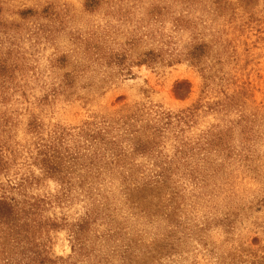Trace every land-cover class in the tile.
I'll return each instance as SVG.
<instances>
[{
  "label": "rangeland",
  "instance_id": "1",
  "mask_svg": "<svg viewBox=\"0 0 264 264\" xmlns=\"http://www.w3.org/2000/svg\"><path fill=\"white\" fill-rule=\"evenodd\" d=\"M0 264H264V0H0Z\"/></svg>",
  "mask_w": 264,
  "mask_h": 264
}]
</instances>
